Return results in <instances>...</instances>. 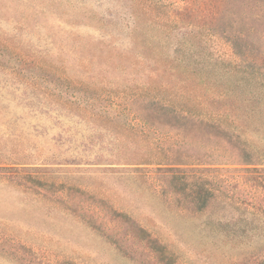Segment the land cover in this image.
Instances as JSON below:
<instances>
[{"label":"rangeland","instance_id":"obj_1","mask_svg":"<svg viewBox=\"0 0 264 264\" xmlns=\"http://www.w3.org/2000/svg\"><path fill=\"white\" fill-rule=\"evenodd\" d=\"M133 12L149 20L138 24ZM167 55L216 76L224 65L264 70V0H0V264H264V213L219 201L193 213L171 183L125 165L105 128L46 95L68 79L117 96L146 85ZM131 107L189 141L181 150L192 160L244 162L204 124L180 128L159 106ZM262 152L251 150L264 164ZM217 222L257 230L225 244L210 230ZM132 223L160 235L161 257Z\"/></svg>","mask_w":264,"mask_h":264},{"label":"trees","instance_id":"obj_2","mask_svg":"<svg viewBox=\"0 0 264 264\" xmlns=\"http://www.w3.org/2000/svg\"><path fill=\"white\" fill-rule=\"evenodd\" d=\"M132 15L138 24L149 20L146 15L135 12ZM135 33L149 35V32L141 33L138 27ZM233 43H238L237 38ZM162 57L150 66L146 85L121 91L117 96L103 88L68 79L63 80L65 90L46 95L92 125L105 128L112 138L113 152L128 159L125 165L145 169V176L161 187L171 183L172 195L180 197L184 208L192 205L193 213H200L217 201L234 205L236 209L264 213V206L250 204L264 200V164L251 154L254 147L260 152L264 149V70H237L233 68L236 66L223 64L225 73L216 76L213 70L204 72L205 68L199 69L193 63L191 66L171 55ZM216 65L221 64L213 62L212 66ZM158 76L168 82H157ZM31 84L39 87L37 82ZM66 90L68 93L64 94ZM125 98L130 108L120 101ZM133 103L159 106V112L169 117V123L176 127H187L192 122L208 126L229 144H236L245 157L244 162L192 160L181 150L189 141L175 140L169 132L159 130L132 110ZM243 193L248 200L241 197ZM130 227L135 231L132 235L137 234L146 241V248L153 256H162L166 246L157 232L134 223ZM210 230L220 236L221 242L235 245L239 238L251 239L257 228L248 222L245 225L217 222Z\"/></svg>","mask_w":264,"mask_h":264}]
</instances>
